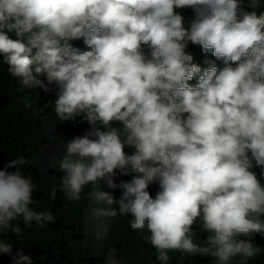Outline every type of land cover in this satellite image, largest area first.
<instances>
[{
  "label": "clouds",
  "instance_id": "9594fccd",
  "mask_svg": "<svg viewBox=\"0 0 264 264\" xmlns=\"http://www.w3.org/2000/svg\"><path fill=\"white\" fill-rule=\"evenodd\" d=\"M260 3L0 0V62L9 75L25 89L47 93L54 84L56 117L89 125L49 166L58 162L69 202H88L83 222L96 241L121 215L132 218L131 229L145 234L161 264L170 252L215 264H245L259 254L253 238H264V185L252 169L264 176ZM185 8L194 13L188 30L176 11ZM79 39L91 50L74 47ZM189 43L223 68L193 64ZM18 165L25 160L7 166L15 171L0 169V255L13 251L5 233L23 238L15 221L43 228L55 220L33 208V178ZM117 173L131 179L117 185ZM103 186L119 187V199ZM115 256L107 264H120ZM14 259L32 264L20 251Z\"/></svg>",
  "mask_w": 264,
  "mask_h": 264
},
{
  "label": "trees",
  "instance_id": "16d2710c",
  "mask_svg": "<svg viewBox=\"0 0 264 264\" xmlns=\"http://www.w3.org/2000/svg\"><path fill=\"white\" fill-rule=\"evenodd\" d=\"M176 11L183 16V27L188 30L194 17L193 10L185 8ZM257 11L258 15L264 12V0H261ZM9 36L15 39L14 33H9ZM71 43L81 51L91 50L85 46L83 39ZM186 52L193 57L192 63L202 70L210 64H215L218 69L224 66L222 60H216L210 52L204 53L198 45L189 43ZM7 67L0 62V169L15 171L16 168L7 166L12 161L24 159L26 165L17 167L33 178V208L52 213L55 220L43 228L35 224L26 228L21 221H15L20 223L23 238H17L10 232L4 234L5 241L13 244V251L11 255H0V264H15L17 251L31 257L32 264H107L112 251H115V259L120 260V264H161L156 258V250L146 242L145 234L131 229L130 216L117 215L111 219L107 238L96 241L89 236L83 222L88 202L84 199L78 203L69 202L64 192L59 190L63 173L58 162L54 167L49 166L51 157L57 153L62 155L64 145L74 137L83 136L89 131V125L81 123L79 118L74 122L60 121L54 111L56 86L53 84L47 93L39 89H25L18 79L9 75ZM197 83L198 77L188 81L192 87ZM113 126L122 127L119 122ZM133 151L134 148L125 147L126 153ZM252 171L264 185L262 169L254 166ZM130 179L131 176L117 173L115 183L119 185ZM102 190L110 192L115 199L121 195L119 187L109 189L103 186ZM157 190V185L149 188L153 196ZM205 235L198 233L200 239ZM253 239L260 252L245 264H264V238L256 235ZM169 256L168 264H215L208 257L199 255L182 257L180 253L170 252Z\"/></svg>",
  "mask_w": 264,
  "mask_h": 264
}]
</instances>
